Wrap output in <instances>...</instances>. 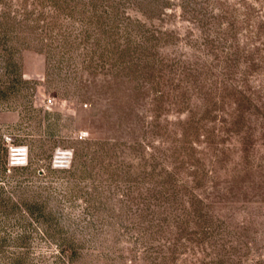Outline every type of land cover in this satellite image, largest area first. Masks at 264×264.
Listing matches in <instances>:
<instances>
[{
    "label": "rangeland",
    "instance_id": "374dc122",
    "mask_svg": "<svg viewBox=\"0 0 264 264\" xmlns=\"http://www.w3.org/2000/svg\"><path fill=\"white\" fill-rule=\"evenodd\" d=\"M0 264H264V0H0Z\"/></svg>",
    "mask_w": 264,
    "mask_h": 264
},
{
    "label": "built area",
    "instance_id": "2783aa9c",
    "mask_svg": "<svg viewBox=\"0 0 264 264\" xmlns=\"http://www.w3.org/2000/svg\"><path fill=\"white\" fill-rule=\"evenodd\" d=\"M14 150V151H13ZM27 151L24 147L12 148L10 154V164L12 166H24L27 164ZM71 162V151L58 149L52 157V167L54 169H65Z\"/></svg>",
    "mask_w": 264,
    "mask_h": 264
},
{
    "label": "bare ground",
    "instance_id": "6f19581e",
    "mask_svg": "<svg viewBox=\"0 0 264 264\" xmlns=\"http://www.w3.org/2000/svg\"><path fill=\"white\" fill-rule=\"evenodd\" d=\"M14 151V150H13Z\"/></svg>",
    "mask_w": 264,
    "mask_h": 264
}]
</instances>
